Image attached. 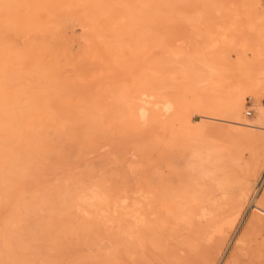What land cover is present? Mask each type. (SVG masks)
I'll return each instance as SVG.
<instances>
[{
    "label": "rangeland",
    "instance_id": "rangeland-1",
    "mask_svg": "<svg viewBox=\"0 0 264 264\" xmlns=\"http://www.w3.org/2000/svg\"><path fill=\"white\" fill-rule=\"evenodd\" d=\"M263 52L264 0H0V264H264Z\"/></svg>",
    "mask_w": 264,
    "mask_h": 264
},
{
    "label": "bare ground",
    "instance_id": "bare-ground-1",
    "mask_svg": "<svg viewBox=\"0 0 264 264\" xmlns=\"http://www.w3.org/2000/svg\"><path fill=\"white\" fill-rule=\"evenodd\" d=\"M24 5H25V3H23ZM26 20H28L29 21V19H27V18H25ZM24 19V20H25ZM15 22H17V21H15ZM19 22V21H18ZM17 22V23H18ZM24 24V23H23ZM25 24H26V21H25ZM28 24V23H27ZM30 24V23H29ZM65 28V27H64ZM261 43H263V42H261ZM258 44H260V42L258 43ZM261 45V44H260ZM263 45V44H262ZM258 47V46H257ZM248 49H251V47H249ZM262 49V48H261ZM256 50V49H255ZM38 52V51H37ZM250 52H252V53H254L253 52V50H250ZM257 52H260V51H256V53ZM261 53V52H260ZM259 54V53H258ZM262 54H264V52L262 53ZM262 54H260V55H262ZM261 57V56H260ZM262 59H263V57H261ZM262 67V66H261ZM213 70V69H212ZM262 74L264 75V70L262 71ZM251 78V77H250ZM250 78H249V80H250ZM256 79V78H255ZM247 80V79H246ZM251 80H252V78H251ZM246 83H247V81H245ZM245 83V84H246ZM248 87H250L251 89H261V90H264V81L263 80H261L260 78L259 79H256V81H252V82H250L249 81V83H248ZM234 91H235V89H234ZM263 92V91H262ZM230 93H232V92H230ZM259 93H261L260 91H259ZM264 93V92H263ZM262 93V94H263ZM230 95V94H229ZM231 96V99H232V95H230ZM234 97H233V99L232 100H230V98H229V100H230V106L228 105V107H229V110H230V113H229V115L230 116H232L233 118H231V119H233L232 121H234V122H236V124L237 123H239V124H241V125H244L245 127H247V128H260V127H264V104H261L260 102H259V100L257 101V102H255L253 105H252V107L255 109V112H256V116L254 117V118H252L251 117V115H250V117L251 118H247V119H244L243 118V116H244V114L242 115V105H243V99H245L244 97V90H242L241 88L240 89H238L237 90V93L235 94V95H233ZM7 100V99H6ZM3 101V100H2ZM4 102H6V101H4ZM4 102H2V104L4 103ZM47 102H49L48 100H47ZM8 103H10V102H8ZM8 103L6 104V105H8ZM44 103V102H43ZM35 104H37V103H34V106H35ZM46 104V103H45ZM45 104H44V106H45ZM227 104H229V103H227ZM38 105H40V104H37V106ZM48 105H49V103H48ZM33 106V107H34ZM37 106H35V107H37ZM29 107V110L31 111V108H30V106H28ZM32 107V106H31ZM40 107V106H39ZM4 108V107H3ZM2 108V109H3ZM67 108V106L64 108V112H65V109ZM2 109H1V111H2ZM27 109V108H26ZM33 109H35V108H32V110ZM48 109V108H47ZM244 109V108H243ZM23 110V109H22ZM228 110V111H229ZM1 111H0V113H1ZM3 112V111H2ZM25 112H28L29 113V111L27 110V111H24V114L26 115L27 113H25ZM33 112V111H32ZM36 112V111H35ZM35 112H34V114H35ZM37 113V112H36ZM2 114V113H1ZM1 114H0V116H1ZM40 114V113H39ZM66 114L68 115V112H66ZM57 115H59V114H57ZM66 115V116H67ZM26 116H28V114L26 115ZM32 115L30 114L29 115V119H30V117H31ZM36 116H38V115H36ZM60 116H62V114L60 115ZM93 116V115H92ZM253 116V115H252ZM40 116H38L37 118H39ZM204 117V116H203ZM28 118V117H27ZM32 118H33V116H32ZM34 118H36V117H34ZM64 117H62V119H63ZM90 118H93V117H90ZM2 119V118H1ZM0 119V120H1ZM58 119V118H57ZM95 120H96V118H94ZM93 119V120H94ZM3 120H4V118H3ZM33 120V119H32ZM31 120V121H32ZM56 120V119H55ZM64 120V119H63ZM94 120V121H95ZM6 121V120H5ZM99 120H96V122H98ZM1 122V121H0ZM3 122V121H2ZM35 122V121H34ZM59 123L61 122L60 120L58 121ZM63 122V121H62ZM65 122V121H64ZM28 123V122H27ZM33 123V122H32ZM37 123H38V121H37ZM37 123H35V124H37ZM58 123V124H59ZM101 123V122H100ZM100 123L98 122L97 124L98 125H100ZM2 124V123H1ZM9 124V123H8ZM8 124H6V125H8ZM29 124V123H28ZM66 124V123H65ZM65 124H64V126H65ZM2 125H5V124H2ZM30 125V124H29ZM32 125V124H31ZM93 125H95V124H93ZM92 125V126H93ZM98 125H96V126H98ZM10 126V125H9ZM8 126V127H9ZM38 126V125H37ZM101 126V125H100ZM6 127V126H5ZM13 127V126H12ZM59 127H62L61 125L59 126ZM99 127V126H98ZM97 127V128H98ZM64 128V127H63ZM96 128V127H95ZM101 128V127H100ZM99 128V129H100ZM2 129H4L3 127H2ZM6 129H8L7 127H6ZM94 129V128H93ZM98 129V130H99ZM9 130V129H8ZM21 130V129H20ZM7 131V130H6ZM11 131V130H10ZM16 131V130H15ZM14 131V132H15ZM22 131V130H21ZM244 132V131H243ZM248 132V131H247ZM245 133H246V131H245ZM5 134V133H4ZM7 134H8V131H7ZM6 134V135H7ZM10 134V133H9ZM9 134L7 135V137L9 136ZM15 134V133H14ZM6 135L4 136V137H6ZM19 134H17V136H18ZM24 135V134H23ZM246 135H248V134H246ZM20 136V135H19ZM1 138V139H5V138ZM13 138V137H12ZM15 138V137H14ZM18 138V137H17ZM17 138H15V139H17ZM22 138V137H21ZM19 139V138H18ZM9 141H11V136H10V140ZM9 141H8V143H9ZM13 141V140H12ZM35 141V140H34ZM6 142H7V139H6ZM30 143V142H29ZM34 143V142H33ZM37 143V142H36ZM24 144V143H23ZM38 144V143H37ZM37 144H35V146L34 147H36L37 146ZM40 144V143H39ZM38 144V145H39ZM29 145H32V142H31V144H29ZM26 146V145H25ZM33 147V148H34ZM40 147H41V145H40ZM25 148V147H24ZM36 150H40V148H37ZM255 154V153H254ZM258 156V155H257ZM253 157H255V156H253ZM259 157V156H258ZM264 159V158H263ZM260 161H259V159H254V158H250L249 160H247V162H246V164H245V166H244V170H243V172H240L239 174H238V177L236 178V179H234V181H233V188H234V194H233V196L236 198V200L238 201V206H237V210L235 211L236 212V220L239 218V216L241 215V213L243 212V210H244V208H245V205H246V202H249V200H250V198H251V195H252V192L253 191H255V189H256V184H257V180H258V176L260 175V173H261V171H262V166H261V164L262 163H259ZM228 176V175H227ZM226 176V179H228V177ZM222 178H224V177H222ZM218 179H221V178H218ZM231 180L233 179V178H230ZM229 179V180H230ZM228 180V181H229ZM225 182V181H224ZM232 182V181H231ZM229 183V184H232V183ZM218 183H222L223 184V182H218ZM216 185H217V183H216ZM219 185V184H218ZM217 185V186H218ZM219 186H221V185H219ZM218 186V187H219ZM223 186V185H222ZM225 187V186H224ZM227 187H225L224 189H226ZM218 189H220V188H218ZM222 190V189H221ZM263 199H264V197H263ZM262 199V200H263ZM260 201V204L258 205V204H256V202L258 201V200H256V202H254V204L255 205H257V206H259V207H264V202L263 201ZM72 202H73V199H72ZM248 205V204H247ZM256 206V207H257ZM263 216V215H262ZM264 217V216H263ZM250 222V221H249ZM255 222V221H254ZM248 224H250V223H248ZM260 224V223H259ZM252 226H254V224L252 225ZM262 229V228H261ZM221 257V256H220Z\"/></svg>",
    "mask_w": 264,
    "mask_h": 264
},
{
    "label": "built area",
    "instance_id": "built-area-1",
    "mask_svg": "<svg viewBox=\"0 0 264 264\" xmlns=\"http://www.w3.org/2000/svg\"><path fill=\"white\" fill-rule=\"evenodd\" d=\"M247 114H248V115H252V114H253V110H251V109L248 110V111H247Z\"/></svg>",
    "mask_w": 264,
    "mask_h": 264
}]
</instances>
